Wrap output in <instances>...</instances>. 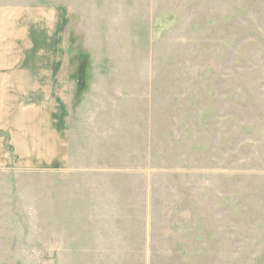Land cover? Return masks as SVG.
<instances>
[{
	"label": "rangeland",
	"instance_id": "374dc122",
	"mask_svg": "<svg viewBox=\"0 0 264 264\" xmlns=\"http://www.w3.org/2000/svg\"><path fill=\"white\" fill-rule=\"evenodd\" d=\"M19 76L0 264H264V0H0Z\"/></svg>",
	"mask_w": 264,
	"mask_h": 264
},
{
	"label": "crops",
	"instance_id": "0c3cea01",
	"mask_svg": "<svg viewBox=\"0 0 264 264\" xmlns=\"http://www.w3.org/2000/svg\"><path fill=\"white\" fill-rule=\"evenodd\" d=\"M35 67H32V71H36V69L34 70ZM18 69V70H17ZM26 69V67L22 66V67H14L13 72H18V73H32V71ZM38 71V70H37ZM36 73V72H35ZM17 77V76H16ZM16 77H13V79H9L4 81V82H0V98L5 99L7 97H19L20 99H24L26 101L25 105L28 106L30 105L32 108H35L34 106L36 104H38V99L40 98H44L45 96V92H43L42 90H44L45 88H52L51 84L48 85L47 83H51L52 81L50 80V82H44L43 80H34L33 77L32 79H24L27 78V76H22V77H18L21 79H16ZM52 78V76H51ZM50 78V79H51ZM45 86V87H44ZM24 90V91H23ZM30 90V91H29ZM42 101V100H41ZM21 104H17L14 105L15 106V112H11V106H9L6 103H0V114H8V116L10 115V113L15 114V115H20V117H23L22 115L27 114L26 112L28 110H30V108L28 107H21ZM20 105V106H19ZM23 109H25L23 111ZM23 111V112H22ZM35 112H32V114H34ZM14 118H19V117H14ZM27 119H25V121H22L20 123H16L15 125L8 124L5 125V127L3 125H0V131H4L3 133L6 134L7 138H9V145H11L13 147L14 150H16V152H19L21 147H28L29 149L31 148L33 150V152H38L40 150V146H42V150L43 147L45 146L44 143L41 144L39 147L37 145L33 146V144L31 143H26V141L23 142H11L10 140L14 139L15 137H22V136H34V137H39L40 138H44L45 137V133L43 134V128L45 126H47V124L43 123H36L34 120L32 122H28L26 121ZM40 129L36 132L37 129ZM29 129H33V130H29ZM2 133V132H1ZM49 135H51V137L53 138L54 134L48 133ZM16 143V144H15ZM24 143V144H23ZM25 147V148H26ZM30 149V150H31ZM52 149H55V146L52 147ZM27 150V149H26ZM28 151V150H27Z\"/></svg>",
	"mask_w": 264,
	"mask_h": 264
}]
</instances>
